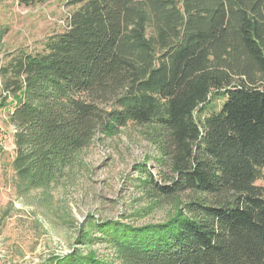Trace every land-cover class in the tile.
Wrapping results in <instances>:
<instances>
[{
    "label": "trees",
    "instance_id": "trees-1",
    "mask_svg": "<svg viewBox=\"0 0 264 264\" xmlns=\"http://www.w3.org/2000/svg\"><path fill=\"white\" fill-rule=\"evenodd\" d=\"M71 3L40 52L0 64L16 176L44 184L95 132L131 122L159 129L172 174L148 172V197H190L161 223L99 225L112 260L75 249L46 264H264V0Z\"/></svg>",
    "mask_w": 264,
    "mask_h": 264
},
{
    "label": "rangeland",
    "instance_id": "rangeland-1",
    "mask_svg": "<svg viewBox=\"0 0 264 264\" xmlns=\"http://www.w3.org/2000/svg\"><path fill=\"white\" fill-rule=\"evenodd\" d=\"M71 1L0 0V64L14 51L40 52L48 36L66 29L78 7ZM3 97L0 77V103ZM10 101L0 105V264H46L75 249L112 260L113 248L99 225L161 223L189 199L188 192L158 203L148 197L142 184L148 172L162 184L172 174L161 161L159 129L131 122L113 132H95L54 179L27 186L12 167ZM214 103L218 108L220 101ZM256 184L264 187V171ZM84 233L93 237L90 244L79 242Z\"/></svg>",
    "mask_w": 264,
    "mask_h": 264
}]
</instances>
